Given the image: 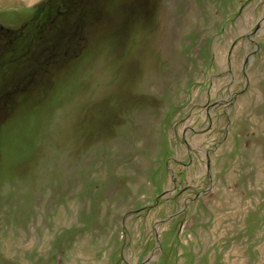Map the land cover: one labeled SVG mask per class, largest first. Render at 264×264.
Returning a JSON list of instances; mask_svg holds the SVG:
<instances>
[{
    "label": "rangeland",
    "instance_id": "1",
    "mask_svg": "<svg viewBox=\"0 0 264 264\" xmlns=\"http://www.w3.org/2000/svg\"><path fill=\"white\" fill-rule=\"evenodd\" d=\"M0 264H264V0H0Z\"/></svg>",
    "mask_w": 264,
    "mask_h": 264
}]
</instances>
